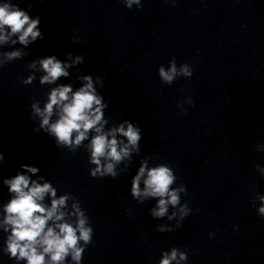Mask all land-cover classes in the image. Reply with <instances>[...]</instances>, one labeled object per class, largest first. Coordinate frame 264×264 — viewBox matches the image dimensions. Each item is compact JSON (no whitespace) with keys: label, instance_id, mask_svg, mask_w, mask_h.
<instances>
[{"label":"clouds","instance_id":"clouds-1","mask_svg":"<svg viewBox=\"0 0 264 264\" xmlns=\"http://www.w3.org/2000/svg\"><path fill=\"white\" fill-rule=\"evenodd\" d=\"M123 3L128 9L133 5L142 6L141 0H123ZM29 10L20 8L12 0H0V47L12 49L0 51V68L28 56V46L43 39L40 17L33 18ZM72 39L75 41V37ZM17 44L21 47H13ZM65 55L64 60L55 55L37 57L27 65L31 71L22 84H32L36 74L42 73L40 85H55L50 87L42 107L39 100L31 103L29 118L39 121L33 132L42 130L54 139L57 148H67L69 152L83 147L91 165L90 176L115 179L128 172L134 154L140 153L142 129L128 120L110 125L111 118L105 116L109 104L96 88L97 84L103 87L100 77L77 75L80 86L75 89L71 83H57L61 78L70 77L69 69L84 62L83 55L72 52ZM158 74L162 83L171 85L178 77L190 78L193 70L187 63L178 67L173 57L167 68L163 65L158 68ZM184 103L194 106L191 97L178 101L177 107L184 112L187 111ZM152 159L145 156L140 160L131 178L130 194L139 203L155 200V205L149 209L153 219L175 220L174 226L157 224L156 231H175L192 211L190 202H181L182 194L187 195L186 185H177L178 178L169 163L151 165ZM4 160L0 152V164ZM20 168L14 176L2 181L10 198L0 206V230L5 234L0 251L16 264H81L94 235L86 210L72 193L58 195V189L39 174L37 167L22 164ZM257 169L264 176V167L257 165ZM256 199L259 200L257 212L264 217V195ZM187 259L186 251L172 247L162 251L157 264H184Z\"/></svg>","mask_w":264,"mask_h":264}]
</instances>
